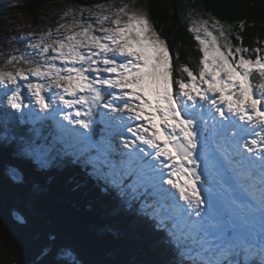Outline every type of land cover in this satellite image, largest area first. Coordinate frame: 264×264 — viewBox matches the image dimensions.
I'll use <instances>...</instances> for the list:
<instances>
[{"label":"snow or ice","instance_id":"snow-or-ice-1","mask_svg":"<svg viewBox=\"0 0 264 264\" xmlns=\"http://www.w3.org/2000/svg\"><path fill=\"white\" fill-rule=\"evenodd\" d=\"M70 13L0 66V153L12 150L13 171L80 168L169 264H264V46L234 44L231 25L197 14L193 68L134 0ZM67 247L45 264H81Z\"/></svg>","mask_w":264,"mask_h":264},{"label":"trees","instance_id":"trees-1","mask_svg":"<svg viewBox=\"0 0 264 264\" xmlns=\"http://www.w3.org/2000/svg\"><path fill=\"white\" fill-rule=\"evenodd\" d=\"M103 1L20 0L15 6L0 5V22L15 12L28 18L38 32L54 31L59 23L71 22V13L62 19L65 11ZM134 2L149 12L170 51L178 54L177 64L188 62L196 67L197 43L188 31L191 20L187 10L197 4L204 19H219L232 26L229 39L234 44L241 43L236 40L239 34L244 47L264 46V0ZM19 53L25 54L22 49ZM4 131L0 127V140ZM15 159L12 150L0 153V264H45L46 253L58 245L68 246L65 251L81 264H169L173 259L155 234L131 220L114 198L101 196L80 168L55 162L41 169L29 160L19 173L13 171ZM14 173L21 180L17 181ZM76 185H80L79 191ZM17 216L23 220L18 221Z\"/></svg>","mask_w":264,"mask_h":264},{"label":"rangeland","instance_id":"rangeland-1","mask_svg":"<svg viewBox=\"0 0 264 264\" xmlns=\"http://www.w3.org/2000/svg\"><path fill=\"white\" fill-rule=\"evenodd\" d=\"M5 1L7 2L2 5L15 6V2L20 0ZM104 2H106V0H104L102 3ZM119 2L126 3V0H119ZM183 2L185 5L188 4L185 1ZM191 2L192 4L197 3L196 0H191ZM198 6L199 4H197V7H191L187 10L191 23L193 19L197 18V14L201 18H203L201 12L198 10ZM44 32L36 31L32 22L28 18H25L24 16L20 15L19 13L12 12L8 17H5L0 22V66H4L7 61L11 60V58L13 57V53L19 56L20 49L25 52L28 47V44L32 42V40L38 39L39 36ZM30 33L32 34V38H29ZM27 127H30V125ZM6 134V131H4L3 138ZM13 175H15L14 178L17 179L16 174L14 173ZM19 180H21V178L17 179V181Z\"/></svg>","mask_w":264,"mask_h":264},{"label":"water","instance_id":"water-1","mask_svg":"<svg viewBox=\"0 0 264 264\" xmlns=\"http://www.w3.org/2000/svg\"><path fill=\"white\" fill-rule=\"evenodd\" d=\"M4 3H6V1H1V2H0V5H2V4H4Z\"/></svg>","mask_w":264,"mask_h":264},{"label":"bare ground","instance_id":"bare-ground-1","mask_svg":"<svg viewBox=\"0 0 264 264\" xmlns=\"http://www.w3.org/2000/svg\"><path fill=\"white\" fill-rule=\"evenodd\" d=\"M0 1H2V0H0ZM5 1V0H4ZM7 2V1H6Z\"/></svg>","mask_w":264,"mask_h":264}]
</instances>
